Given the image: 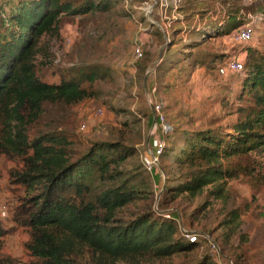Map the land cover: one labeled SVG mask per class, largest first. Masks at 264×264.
Returning a JSON list of instances; mask_svg holds the SVG:
<instances>
[{
    "label": "trees",
    "instance_id": "obj_1",
    "mask_svg": "<svg viewBox=\"0 0 264 264\" xmlns=\"http://www.w3.org/2000/svg\"><path fill=\"white\" fill-rule=\"evenodd\" d=\"M148 1L0 0V157L22 164L10 176L26 192L14 211L15 222L26 227L30 236L26 249L31 259L24 264H150L200 246L184 235L177 238L179 224L170 216L145 213L126 220L122 214L153 193L151 174L136 148L142 141V120L131 110L128 95L108 105L120 126H108L107 140L92 142L79 151V157H73L71 110L102 97L96 88L101 82L110 83L113 91L106 97L113 98L120 84L110 71L102 65H75L55 84L43 79L44 64L36 63L41 39L59 36L66 18L114 14L121 4L132 8L136 2ZM177 11L189 27H174L167 41L160 24L149 25L165 40L163 74L176 70L190 80L198 67L212 64L202 53V45L232 34L245 19L227 13L203 21L204 14L188 1ZM134 12L126 10L129 16ZM197 17L202 18V25L193 27ZM183 33L191 37L189 42L183 43ZM150 62L144 53L135 63L134 78L141 88ZM244 71L238 101L245 106L231 125L232 133L213 127L175 128L176 140L160 156V162L171 165L163 190L171 199L196 196L209 186H214L211 194L223 198L221 186L228 180L242 175L259 184L264 180L261 173L253 176L262 165L250 160L253 154L264 157V53L250 49ZM232 213L238 218L236 211ZM6 233L0 221V264H18L2 253ZM233 256H225V263L238 264ZM187 264L222 263L205 253Z\"/></svg>",
    "mask_w": 264,
    "mask_h": 264
},
{
    "label": "rangeland",
    "instance_id": "obj_2",
    "mask_svg": "<svg viewBox=\"0 0 264 264\" xmlns=\"http://www.w3.org/2000/svg\"><path fill=\"white\" fill-rule=\"evenodd\" d=\"M185 1L204 14L203 21L227 13L245 19L244 25H251L255 30L253 40L241 42L237 38L239 28L230 35L208 39L201 51L208 55L212 64L198 67L189 80L176 70L169 74L161 71L165 47L163 42L173 35L175 24L176 27H189L176 9H164L165 6L161 4H165V0L157 1L156 18L155 12L146 13L143 5L137 2L132 8L128 4H121L114 14L66 18L59 36H43L40 44L42 51L36 63L38 66L44 64V73L41 72V75L48 83L59 84L62 75L68 73V67L88 63L89 66L102 65L120 84V90L113 98L106 97L113 91L110 83L97 84L96 88L103 96L87 100L71 110L69 122L74 141L73 157H79V151L89 147L92 142L107 140L108 126H120L108 105L116 103L123 95H128L126 97L131 110L134 114H140L142 120V141L136 148L144 163L153 159L160 142L165 141L170 146L174 143L175 128L213 127L232 133L231 125L240 117L239 109L245 106L238 101V96L246 72L245 68L240 73L228 70L227 62L239 59L246 64L250 49L264 53V0H180L179 5ZM130 9L135 11L131 16L126 14V10ZM149 23L155 24V27L160 24L165 39L163 42ZM201 25V17L192 22L193 27ZM182 36L183 43L191 39L186 33ZM137 44L151 58L142 88L134 78L137 62L134 48ZM216 55L220 57L216 58ZM127 79L134 84H127ZM157 103L163 105L164 123H160L159 119L157 121L153 111ZM63 123L60 125L63 126ZM167 123L172 126L169 134L164 133ZM250 160L262 165L253 176L261 173L264 177V157L253 154ZM157 165L151 174L153 193L147 199L129 205L122 213L124 218L132 220L145 213L170 216L179 224L180 234L177 238L197 235L200 246L193 252L151 261L150 264H187L205 253L222 264H231L224 260L225 256H233L231 253L239 255L235 257L238 264H264V180L259 184L246 175L228 180L221 186L223 198L211 194L214 186H209L196 196L183 194L171 199V194L163 191L169 183L167 173L171 165L165 161ZM21 167L18 160L0 157V221L7 230L2 239V253L14 258L18 264L31 259L26 249L29 231L14 220V211L22 205L26 192L22 186L11 181L10 175ZM229 209L236 211L238 218H234ZM214 241L219 247L218 252L211 248ZM235 258L233 256L231 259Z\"/></svg>",
    "mask_w": 264,
    "mask_h": 264
},
{
    "label": "built area",
    "instance_id": "obj_3",
    "mask_svg": "<svg viewBox=\"0 0 264 264\" xmlns=\"http://www.w3.org/2000/svg\"><path fill=\"white\" fill-rule=\"evenodd\" d=\"M158 0H149L148 2H144L142 5H143V9L146 11V13L150 14V13H153L155 12L156 10V6L157 5V2ZM150 2H153V4H150ZM179 4H180V0H171V2H169V0H165V4H161V5H164V9L167 10L168 7H171L173 9H178L179 7ZM163 9V8H161ZM254 35H255V30L254 28L251 26V25H244L242 27H240L237 31V38L243 42V43H249L253 40L254 38ZM135 50V53H134V57L135 59L138 61V60H141L144 56V50H143V47H141V45L139 46V44H137V46L134 48ZM245 68V64L243 63V61L239 60V59H230L228 60L227 62V69L228 70H231V71H235V72H243ZM153 111L154 113H156V118H157V121L159 119V122L161 123H164L166 122V118L163 114V105L162 104H154V107H153ZM101 111V110H100ZM85 128V126H83ZM172 130V126L167 123L165 126H164V133H170ZM156 132V129H154L153 133ZM166 143L165 141L163 142H160V145L157 149V151L155 152V155L152 156L153 159H151V161H146L145 163L143 162L144 164V167L146 168V170L152 174L154 172V167L158 166L157 164L160 163V156L161 154L163 153L164 151V148L166 147ZM187 237L192 241V242H198V236L197 235H187ZM212 250L214 252H218L219 251V247L217 245V243L214 241L213 245H212ZM231 264H233V262H230Z\"/></svg>",
    "mask_w": 264,
    "mask_h": 264
},
{
    "label": "crops",
    "instance_id": "obj_4",
    "mask_svg": "<svg viewBox=\"0 0 264 264\" xmlns=\"http://www.w3.org/2000/svg\"><path fill=\"white\" fill-rule=\"evenodd\" d=\"M175 28H176V24H175V26H174ZM179 27H180V25H179Z\"/></svg>",
    "mask_w": 264,
    "mask_h": 264
}]
</instances>
